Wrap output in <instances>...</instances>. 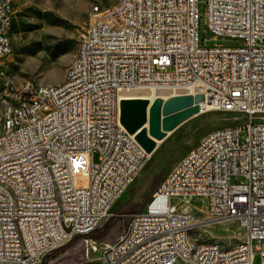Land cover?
<instances>
[{
  "label": "built area",
  "instance_id": "2783aa9c",
  "mask_svg": "<svg viewBox=\"0 0 264 264\" xmlns=\"http://www.w3.org/2000/svg\"><path fill=\"white\" fill-rule=\"evenodd\" d=\"M200 1L94 7L79 64L64 84L39 85L3 70L14 0H0V264H43L110 215L150 158L118 122L119 92L132 89L192 90L199 113L235 124L190 148L93 264H264V0H203L211 39L232 47L201 43ZM230 220L241 241L191 244L192 229Z\"/></svg>",
  "mask_w": 264,
  "mask_h": 264
},
{
  "label": "rangeland",
  "instance_id": "374dc122",
  "mask_svg": "<svg viewBox=\"0 0 264 264\" xmlns=\"http://www.w3.org/2000/svg\"><path fill=\"white\" fill-rule=\"evenodd\" d=\"M116 2L117 0H14L13 24L9 31L11 53L5 60L3 70L17 82L32 81L39 85L61 84L68 66L78 51V42L89 22L91 10L94 7L107 9ZM199 7L201 17L198 35L204 46L238 45L239 42L233 40L213 41L205 26L203 0L200 1ZM141 95L143 94H130L129 97L139 98ZM153 95L154 93L149 104L147 103L149 106L138 104L135 106L136 108L139 106L137 112L134 111L136 109H130L132 118L145 117V121L140 125L141 128L132 135L135 137L146 130L143 136L145 138L149 136L155 142L148 162L133 184L114 204L110 215L106 216L91 233L77 235L51 250L43 260V264L95 263L104 246L112 243L124 230L129 215L138 213L144 208L151 194L190 148L209 132L235 124L233 116L227 113L208 111L194 114L174 130L169 131L170 134H166L156 145L158 139H154L155 137L149 133V118L153 121H161L162 106L165 101L161 105L158 102L156 104L159 105L150 108L155 103ZM199 99L200 97H196V100ZM190 100V98L171 100L164 106V110H176ZM172 120L173 118L167 119L165 124H170ZM244 134L243 131L242 137ZM92 158L96 161L97 154H93ZM78 184L83 186L84 180L79 179ZM203 204V200L198 198L191 201L194 209L192 215L197 219L203 217ZM242 238L243 232L234 220L198 226L189 232V240L193 245L214 241L223 247H229Z\"/></svg>",
  "mask_w": 264,
  "mask_h": 264
},
{
  "label": "water",
  "instance_id": "95a60500",
  "mask_svg": "<svg viewBox=\"0 0 264 264\" xmlns=\"http://www.w3.org/2000/svg\"><path fill=\"white\" fill-rule=\"evenodd\" d=\"M196 97H200L199 100H196ZM190 98V102L184 104L183 106H181L180 108L176 109V110H169V111H165L164 110V106L170 102L171 100H183V99H188ZM203 101V95L201 94H197V95H183L181 97H176V98H171L166 100L163 103L162 106V112H161V121H153L149 118V133L151 134V136H154L158 139H162L166 133L165 132H171L172 130H174L179 124H181L186 118L190 117L191 115L194 114H198L199 113V106L198 104L200 102ZM161 105L163 100L162 99H157L155 101V103L150 107H154L155 105H159L156 104L158 103ZM138 107L137 108L135 106L133 107H129L131 109H136L134 110L135 112L138 111ZM165 111V112H164ZM150 113V110H149ZM160 118V117H159ZM173 118L172 122L168 125L165 124L167 119ZM145 121V117L141 116L139 119L135 120L133 122L132 125V129H130L129 131H127L129 134H134V130L137 129L143 122ZM161 122V123H160ZM146 131V130H144ZM144 131H142L140 134L135 135V140L137 141V143L147 152V153H151L152 152V147L155 145V142L152 141L149 136L148 137H144L143 133Z\"/></svg>",
  "mask_w": 264,
  "mask_h": 264
},
{
  "label": "bare ground",
  "instance_id": "6f19581e",
  "mask_svg": "<svg viewBox=\"0 0 264 264\" xmlns=\"http://www.w3.org/2000/svg\"><path fill=\"white\" fill-rule=\"evenodd\" d=\"M5 39H10L9 38V32H5ZM78 64H79V48H78V51H77L76 55L72 59L70 65L68 66L67 69H73L74 66H76ZM66 77H67V70H66V73H65L64 80H63V82L61 84L65 83ZM191 91L192 90H186V91H180V92L175 91V92H172V94L170 92H167V91H163V92H149L147 90H141V89H132V90L120 91L119 95H118V113H117L119 125L123 129H125L126 131H129L130 129H132L133 122L135 120L139 119V118H132L133 114L130 112L131 108H129V107H133V106H136L138 104L144 105V107L146 105L149 106L148 102L151 100L153 93H154L153 100L156 101L157 99H162L163 101H166V100L171 99V98L181 97V96H183L185 94H192ZM140 93L143 94V95H141V97H139V98L138 97H134V98L133 97H129L130 94L136 95V94H140ZM1 95H7V87H0V101H1ZM127 97H129L128 100H126ZM126 104H127V106H126ZM148 108H146V109H148ZM0 109H10V102H0ZM148 114H149V112H148ZM140 128H141V126L138 127L137 129H135L134 132L138 131ZM166 134H170V133L166 132ZM154 139H156V137ZM160 142H161V140L158 139V141H156V145H158ZM134 147L136 149H143L137 143L136 140H134Z\"/></svg>",
  "mask_w": 264,
  "mask_h": 264
},
{
  "label": "trees",
  "instance_id": "16d2710c",
  "mask_svg": "<svg viewBox=\"0 0 264 264\" xmlns=\"http://www.w3.org/2000/svg\"><path fill=\"white\" fill-rule=\"evenodd\" d=\"M107 227H108V226H107ZM90 233H91V231H90ZM74 237H75V236H74ZM74 237H73V238H74ZM73 238H72V239H73ZM69 241H70V240H69ZM49 252H50V251H49ZM49 252H47V253L44 255L43 260L45 259V257L48 255Z\"/></svg>",
  "mask_w": 264,
  "mask_h": 264
},
{
  "label": "crops",
  "instance_id": "0c3cea01",
  "mask_svg": "<svg viewBox=\"0 0 264 264\" xmlns=\"http://www.w3.org/2000/svg\"><path fill=\"white\" fill-rule=\"evenodd\" d=\"M127 191V190H126Z\"/></svg>",
  "mask_w": 264,
  "mask_h": 264
}]
</instances>
